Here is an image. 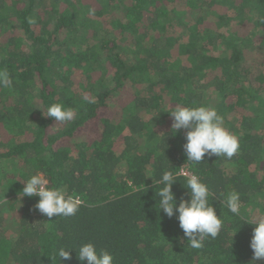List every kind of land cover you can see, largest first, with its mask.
Listing matches in <instances>:
<instances>
[{"label": "trees", "instance_id": "16d2710c", "mask_svg": "<svg viewBox=\"0 0 264 264\" xmlns=\"http://www.w3.org/2000/svg\"><path fill=\"white\" fill-rule=\"evenodd\" d=\"M0 69L12 78L0 87V264H86L55 249L89 242L113 264H264L255 225L223 196L210 201L221 232L199 249L155 196L163 170L191 168L218 196L239 192L241 217L264 213V0H0ZM53 103L73 120L47 116ZM177 104L214 107L238 152L191 165L185 130H171ZM36 171L81 195L75 215L49 219L20 196Z\"/></svg>", "mask_w": 264, "mask_h": 264}, {"label": "clouds", "instance_id": "9594fccd", "mask_svg": "<svg viewBox=\"0 0 264 264\" xmlns=\"http://www.w3.org/2000/svg\"><path fill=\"white\" fill-rule=\"evenodd\" d=\"M11 86L10 73L6 69H0V87ZM89 102H94V100ZM168 113L172 118V132L185 130V142L182 148L191 165L199 164L213 156H224L231 159L238 152L240 145L237 136L223 126V118L214 107L177 104ZM47 116L54 118L56 122L63 123L73 120L75 110L63 103H53L47 108ZM178 176H183L186 180L184 187L188 190L187 199L183 196L177 198L172 191V185L178 180ZM23 184L20 196L38 197L34 208L49 219L53 216H73L84 203L80 194L69 193L67 189L51 184L47 176L40 171L30 174L27 179L23 180ZM128 185L133 188V191H139L138 187H133L131 180L128 181ZM155 185L156 204H158L159 211L162 210L168 218L176 216L179 228L191 248H202L206 237L215 239L220 234L223 220L217 215L210 201L214 197L220 199L223 196V199H220L221 203L234 217L255 225L249 241V247L253 253L252 259L253 261L264 259V213L252 214L247 219L241 217L242 202L239 192L231 190L226 196L223 193L218 196L191 168H181L176 173L170 169L163 170ZM7 201L3 196L0 203ZM69 249L76 250L77 259L86 264H113L114 258L111 253L106 249H97L90 242L81 244L78 249L60 246L55 249V256L64 261H70L72 255Z\"/></svg>", "mask_w": 264, "mask_h": 264}, {"label": "rangeland", "instance_id": "374dc122", "mask_svg": "<svg viewBox=\"0 0 264 264\" xmlns=\"http://www.w3.org/2000/svg\"><path fill=\"white\" fill-rule=\"evenodd\" d=\"M78 137H80V138H84L85 137V135H86V132L85 131H80V132H78L77 134H76ZM3 199V197H2V194H1V192H0V200H2ZM14 218L13 217H7L6 218V220H5V222H6V228L7 229H9L10 228V226H11V222H12V220H13ZM7 234L8 235H11V231L10 232H7Z\"/></svg>", "mask_w": 264, "mask_h": 264}]
</instances>
